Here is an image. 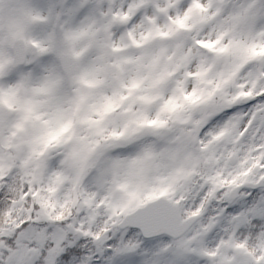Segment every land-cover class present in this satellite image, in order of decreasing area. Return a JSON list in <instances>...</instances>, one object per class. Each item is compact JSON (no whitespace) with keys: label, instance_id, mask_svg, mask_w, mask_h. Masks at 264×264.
<instances>
[{"label":"snow or ice","instance_id":"6c2138e0","mask_svg":"<svg viewBox=\"0 0 264 264\" xmlns=\"http://www.w3.org/2000/svg\"><path fill=\"white\" fill-rule=\"evenodd\" d=\"M0 264H264V0H0Z\"/></svg>","mask_w":264,"mask_h":264}]
</instances>
